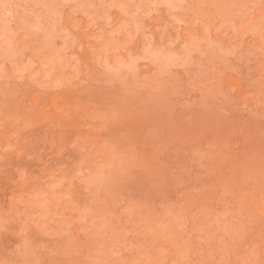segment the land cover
<instances>
[{"label":"rangeland","instance_id":"374dc122","mask_svg":"<svg viewBox=\"0 0 264 264\" xmlns=\"http://www.w3.org/2000/svg\"><path fill=\"white\" fill-rule=\"evenodd\" d=\"M0 264H264V0H0Z\"/></svg>","mask_w":264,"mask_h":264}]
</instances>
